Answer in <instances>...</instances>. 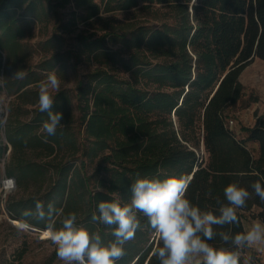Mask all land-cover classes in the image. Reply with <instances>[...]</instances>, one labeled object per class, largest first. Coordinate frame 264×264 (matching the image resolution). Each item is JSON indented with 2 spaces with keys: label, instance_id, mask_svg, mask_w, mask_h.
I'll return each mask as SVG.
<instances>
[{
  "label": "trees",
  "instance_id": "16d2710c",
  "mask_svg": "<svg viewBox=\"0 0 264 264\" xmlns=\"http://www.w3.org/2000/svg\"><path fill=\"white\" fill-rule=\"evenodd\" d=\"M140 4L175 12L159 24L102 19ZM48 27L40 43L45 55L26 66L23 40ZM255 58L264 60V0H0V95H14L10 114L0 117V189L3 175L11 178L6 190L15 181L37 185L10 205L13 215L44 233L48 220L36 217L35 205L47 211L52 204L77 213V226L107 244L111 229L91 216L102 200L127 202L139 174L186 177L187 198L217 215L215 197L223 199L227 184L247 188L252 195L237 210L239 225L218 231H244L246 212L264 219V202L250 188L258 180L264 185L254 174L264 176V125L245 127L241 137L228 125L245 96L240 74ZM53 70H70L75 83L52 93L63 126L48 136L38 90ZM26 105L30 116L20 118ZM248 142L257 143L256 155ZM26 210L33 215L23 216ZM61 219L53 216L57 228ZM139 219L143 230L117 264H159L153 253L160 241ZM210 243L220 246L219 237ZM246 251L240 264L252 258Z\"/></svg>",
  "mask_w": 264,
  "mask_h": 264
},
{
  "label": "clouds",
  "instance_id": "9594fccd",
  "mask_svg": "<svg viewBox=\"0 0 264 264\" xmlns=\"http://www.w3.org/2000/svg\"><path fill=\"white\" fill-rule=\"evenodd\" d=\"M18 77L21 73H16ZM61 80L55 70L49 72L39 82L38 107L47 113L42 122V131L55 136L63 125V113L53 111V92L60 90ZM255 175L264 180L259 172ZM189 180L184 176L170 175L163 179L137 174L130 185L127 202L119 199L102 200L91 216V221L111 229L114 240L102 242L100 234L77 226V213H63L49 204L47 211L39 201L35 205L38 219L47 218L45 236L55 246L57 258L62 264H117L124 257V245L135 238L138 230H143L139 216L147 220L150 228L160 241L154 250L159 264H240L241 250L256 245H264V222L254 221L250 228L233 233L226 225H239L237 210L247 206L252 193L236 182L223 189V199L215 197L218 215L202 209L187 198ZM250 188L264 202V185L258 180ZM102 191V189H99ZM23 216H31L25 211ZM62 216L57 228L53 216ZM31 225L21 222L19 228L27 231ZM219 237L220 246L210 241ZM248 264V261H245Z\"/></svg>",
  "mask_w": 264,
  "mask_h": 264
},
{
  "label": "rangeland",
  "instance_id": "374dc122",
  "mask_svg": "<svg viewBox=\"0 0 264 264\" xmlns=\"http://www.w3.org/2000/svg\"><path fill=\"white\" fill-rule=\"evenodd\" d=\"M174 8H169L162 4H153L145 6L138 5L130 10L115 11L112 13H102V19L105 22H116L118 24H159L162 21L169 20ZM51 29L48 28H33V35L25 38L23 41L26 47L30 50L26 66H35L45 55L40 48V43L43 39L50 35ZM61 80L60 88H72L74 86V73L68 70L66 76H61L57 73ZM240 81L245 87V96L237 104L232 112L231 128L239 137L244 136V128L251 127L255 124L264 125V60L255 58L248 64L240 74ZM14 100V95H0V117L5 120L10 114L9 104ZM28 108L31 106H23L22 111L18 112L20 118H29L30 112ZM228 120V121H229ZM229 123V122H228ZM0 135L3 136V130H0ZM253 142H248V147L257 154V149ZM8 153V152H7ZM4 162H0V168L3 169ZM9 176L3 175L2 182ZM27 186V185H26ZM19 187L15 181L13 187L6 190V186H1L0 189V264L2 262H14L17 264H62L57 258L55 246L45 236L44 230L29 228L27 231H22L19 228L21 219L13 215L11 204H14L20 198H26L28 193L33 192L37 185L29 184L28 187ZM10 208L11 211L8 209ZM251 216V215H250ZM256 258L259 261L261 258H253L255 262L248 261V264H255Z\"/></svg>",
  "mask_w": 264,
  "mask_h": 264
},
{
  "label": "crops",
  "instance_id": "0c3cea01",
  "mask_svg": "<svg viewBox=\"0 0 264 264\" xmlns=\"http://www.w3.org/2000/svg\"><path fill=\"white\" fill-rule=\"evenodd\" d=\"M253 143H254L253 144L254 147L258 149L257 143L256 142ZM250 215L251 214L248 212L245 213V218H244L245 229L250 228L254 221L264 222V219H259L256 217H252ZM246 255L252 256V258L250 259V262L252 263L255 262L253 258L260 256L261 258L259 259V261L256 258L255 264H264V245H256L251 248H247Z\"/></svg>",
  "mask_w": 264,
  "mask_h": 264
},
{
  "label": "built area",
  "instance_id": "2783aa9c",
  "mask_svg": "<svg viewBox=\"0 0 264 264\" xmlns=\"http://www.w3.org/2000/svg\"><path fill=\"white\" fill-rule=\"evenodd\" d=\"M229 123H228V125L230 126V128H231V123H232V120H229L228 121ZM232 129V128H231ZM11 178H5L4 180H3V182H2V184H3V186H6L7 184H8V181L10 180Z\"/></svg>",
  "mask_w": 264,
  "mask_h": 264
},
{
  "label": "water",
  "instance_id": "95a60500",
  "mask_svg": "<svg viewBox=\"0 0 264 264\" xmlns=\"http://www.w3.org/2000/svg\"><path fill=\"white\" fill-rule=\"evenodd\" d=\"M22 222V221H21Z\"/></svg>",
  "mask_w": 264,
  "mask_h": 264
}]
</instances>
